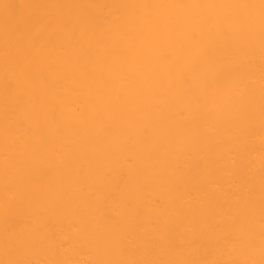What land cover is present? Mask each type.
I'll return each mask as SVG.
<instances>
[{
  "label": "bare ground",
  "instance_id": "obj_1",
  "mask_svg": "<svg viewBox=\"0 0 264 264\" xmlns=\"http://www.w3.org/2000/svg\"><path fill=\"white\" fill-rule=\"evenodd\" d=\"M0 264H264V0H0Z\"/></svg>",
  "mask_w": 264,
  "mask_h": 264
}]
</instances>
